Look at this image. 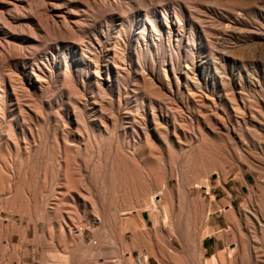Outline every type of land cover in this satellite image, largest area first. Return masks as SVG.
Segmentation results:
<instances>
[{"label":"rangeland","instance_id":"rangeland-1","mask_svg":"<svg viewBox=\"0 0 264 264\" xmlns=\"http://www.w3.org/2000/svg\"><path fill=\"white\" fill-rule=\"evenodd\" d=\"M44 208L77 264L124 211L110 264H264V0H0V211Z\"/></svg>","mask_w":264,"mask_h":264},{"label":"crops","instance_id":"crops-1","mask_svg":"<svg viewBox=\"0 0 264 264\" xmlns=\"http://www.w3.org/2000/svg\"><path fill=\"white\" fill-rule=\"evenodd\" d=\"M219 212L221 213V211H216V214ZM61 215L62 212L57 208L50 210L44 208L43 212L38 214L37 221H29V217L25 215L22 222H13V212L8 209L0 211V264H77L71 257L74 237L78 235V232L83 231V242L85 243L88 240L92 241L93 235L86 234L89 228L82 230L72 223H62ZM222 215L219 214V217ZM121 216H124V221L119 222L116 226L109 223L103 224L105 230L117 231V248L110 250L111 246H106L107 248L103 250L105 257L101 258L103 260L101 264H110V257L115 256V254L112 255L113 253H116L117 257H123L127 236H133L132 229L127 228L125 219L134 216V214L124 211ZM142 219L147 228L156 230V228L150 227L145 212L142 213ZM61 226L66 232L64 237H62ZM158 231L157 240L164 242L166 247H173L175 237H171L169 240L167 228L160 227ZM184 238L185 234L181 239ZM229 242L215 235L205 238L202 242L204 258H216L220 252L224 251ZM181 243L184 246V242ZM14 245L22 247L17 254L14 252ZM134 253L136 254L138 251L135 250ZM216 263L218 264V262L214 264Z\"/></svg>","mask_w":264,"mask_h":264},{"label":"bare ground","instance_id":"bare-ground-1","mask_svg":"<svg viewBox=\"0 0 264 264\" xmlns=\"http://www.w3.org/2000/svg\"><path fill=\"white\" fill-rule=\"evenodd\" d=\"M7 17V16H6ZM4 39V38H3ZM4 43V42H3ZM68 170V169H67ZM67 174H69L68 173V171H67ZM70 175V174H69ZM71 181V180H70ZM70 184H71V182H70ZM73 184H71V186H72ZM78 186V185H77ZM81 186V185H80ZM82 187V186H81ZM75 191V190H74ZM78 191V190H77ZM24 192V191H23ZM161 193V192H160ZM23 194V193H22ZM23 197H24V195H23ZM25 197H27V196H25ZM24 197V198H25ZM22 199V195H21V193H17L12 199H11V203H12V205H13V207L15 208V209H17V211L18 212H25V211H28L30 208V206H31V204H30V201H29V199L27 200L26 199V201H28L26 204L28 205V203L30 204L29 206H25L24 205V199L23 200H21ZM228 211V210H227ZM12 212V211H11ZM134 213H135V211H134ZM133 213V214H134ZM138 215V214H137ZM127 225V224H126ZM61 228H62V226H61ZM208 228H210V227H208ZM50 230H51V228H50ZM61 230V229H60ZM211 230H213V229H210V231ZM65 231H64V228H62V232L61 233H64ZM83 233V232H82ZM81 233V234H82ZM210 233V232H209ZM173 235V234H172ZM211 235V234H210ZM79 236V235H78ZM210 237V236H209ZM83 241V240H82ZM82 248V247H81ZM14 255V254H13ZM176 256V255H175ZM147 256H144V258H146ZM244 257V254H243V256H242V258ZM19 259V258H18ZM82 260V259H81ZM243 260V259H242ZM84 261V260H83ZM134 261V260H133ZM147 261V260H146ZM20 262V261H19ZM80 262V261H79ZM132 263H134V262H132ZM147 263V262H146ZM181 263V262H180ZM80 264V263H79ZM135 264V263H134Z\"/></svg>","mask_w":264,"mask_h":264}]
</instances>
